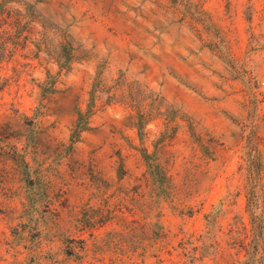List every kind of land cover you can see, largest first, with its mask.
I'll use <instances>...</instances> for the list:
<instances>
[{"label": "rangeland", "instance_id": "rangeland-1", "mask_svg": "<svg viewBox=\"0 0 264 264\" xmlns=\"http://www.w3.org/2000/svg\"><path fill=\"white\" fill-rule=\"evenodd\" d=\"M252 156L264 0H0V264H238Z\"/></svg>", "mask_w": 264, "mask_h": 264}, {"label": "trees", "instance_id": "trees-1", "mask_svg": "<svg viewBox=\"0 0 264 264\" xmlns=\"http://www.w3.org/2000/svg\"><path fill=\"white\" fill-rule=\"evenodd\" d=\"M246 164L249 181L247 212L250 218L251 231L246 236L248 242L244 247L245 260L238 261V264H264V199L258 189L260 172L251 170L253 165H260V158L252 156L246 159Z\"/></svg>", "mask_w": 264, "mask_h": 264}]
</instances>
